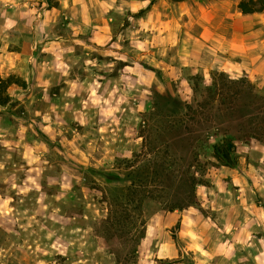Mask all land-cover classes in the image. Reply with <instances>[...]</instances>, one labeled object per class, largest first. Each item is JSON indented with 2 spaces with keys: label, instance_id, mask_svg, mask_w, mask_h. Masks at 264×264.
<instances>
[{
  "label": "rangeland",
  "instance_id": "rangeland-1",
  "mask_svg": "<svg viewBox=\"0 0 264 264\" xmlns=\"http://www.w3.org/2000/svg\"><path fill=\"white\" fill-rule=\"evenodd\" d=\"M126 1L0 0V264H264V77L184 65Z\"/></svg>",
  "mask_w": 264,
  "mask_h": 264
},
{
  "label": "crops",
  "instance_id": "crops-1",
  "mask_svg": "<svg viewBox=\"0 0 264 264\" xmlns=\"http://www.w3.org/2000/svg\"><path fill=\"white\" fill-rule=\"evenodd\" d=\"M239 1L127 0L126 5L131 13L147 10L146 16L152 17L151 32L158 31L153 41L160 49L176 45L184 65L219 66L234 78L264 77V11L244 15L238 9ZM168 57L161 63L169 65Z\"/></svg>",
  "mask_w": 264,
  "mask_h": 264
},
{
  "label": "trees",
  "instance_id": "trees-1",
  "mask_svg": "<svg viewBox=\"0 0 264 264\" xmlns=\"http://www.w3.org/2000/svg\"><path fill=\"white\" fill-rule=\"evenodd\" d=\"M174 1H185V0H174ZM238 9L244 15L261 13L264 11V0H240L238 3ZM220 80L222 81L223 88L229 87L230 84L234 86H240L241 84H245L243 80H232L229 77H226L224 72H219ZM12 80H3L0 82V103L6 104L9 101V95L7 93L8 87L11 85ZM220 89L213 84L208 88V91L212 93H218ZM235 142L233 137L228 136L227 134L223 135L222 138L213 145V155L217 158V160L225 166L235 167L237 165V157L235 154ZM109 181L113 182L114 180H119L117 176L113 173L107 174ZM183 207L179 204H173L168 208V211L174 212L175 210H181ZM176 240V238H175ZM173 260H159L160 264H170Z\"/></svg>",
  "mask_w": 264,
  "mask_h": 264
}]
</instances>
